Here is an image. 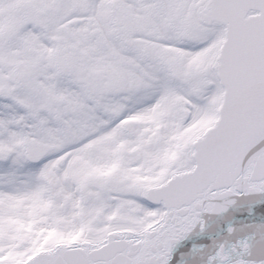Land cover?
Wrapping results in <instances>:
<instances>
[{
	"label": "snow or ice",
	"instance_id": "1",
	"mask_svg": "<svg viewBox=\"0 0 264 264\" xmlns=\"http://www.w3.org/2000/svg\"><path fill=\"white\" fill-rule=\"evenodd\" d=\"M0 264H264V0H0Z\"/></svg>",
	"mask_w": 264,
	"mask_h": 264
}]
</instances>
